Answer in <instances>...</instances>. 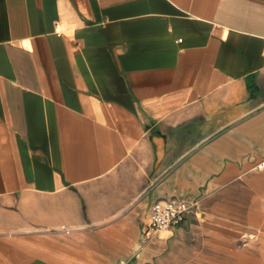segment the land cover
Returning <instances> with one entry per match:
<instances>
[{"label":"crops","instance_id":"crops-1","mask_svg":"<svg viewBox=\"0 0 264 264\" xmlns=\"http://www.w3.org/2000/svg\"><path fill=\"white\" fill-rule=\"evenodd\" d=\"M263 158L264 0H0V264H264Z\"/></svg>","mask_w":264,"mask_h":264},{"label":"built area","instance_id":"built-area-1","mask_svg":"<svg viewBox=\"0 0 264 264\" xmlns=\"http://www.w3.org/2000/svg\"><path fill=\"white\" fill-rule=\"evenodd\" d=\"M264 169V158L254 166ZM197 201L188 202L181 199L158 200L152 205L151 227L162 229L181 224L196 206Z\"/></svg>","mask_w":264,"mask_h":264}]
</instances>
